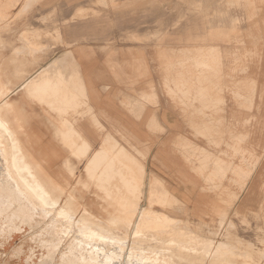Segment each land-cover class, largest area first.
<instances>
[{
    "label": "rangeland",
    "instance_id": "obj_1",
    "mask_svg": "<svg viewBox=\"0 0 264 264\" xmlns=\"http://www.w3.org/2000/svg\"><path fill=\"white\" fill-rule=\"evenodd\" d=\"M0 35L2 55L18 50L22 37L44 45L24 78L71 43L144 46L156 65L157 91L170 100L183 125L182 137L173 143L180 149L177 156L183 168L195 173L199 192L208 196L211 208L193 215L182 200L168 196L160 185L159 193L154 183L148 199H139L141 185L135 183L133 160L116 155V144L108 140L103 148L111 182L103 187L97 179L99 196L108 199L107 207L125 221L123 230L128 225L137 228L142 216L146 226L165 228L169 240L180 243L163 246L173 264L225 263L218 242L227 234L264 264V0H0ZM58 62L71 65V58L63 56ZM12 91L10 96H15V87ZM60 154L54 166L62 168L64 161L71 166V155ZM76 173L82 174L81 168L72 166L71 175L63 176L79 179ZM69 183L75 188L80 182ZM92 187L95 184L88 183L87 192ZM61 197L58 208L64 210L68 198ZM73 206L74 202L71 215L78 220L81 211ZM191 229L206 237L216 235L212 250H205L206 242ZM36 231L23 227L1 235L0 264H59L62 247L50 239H35ZM125 243L120 259H111L113 264H138L127 261L131 235ZM135 246L150 249L141 243Z\"/></svg>",
    "mask_w": 264,
    "mask_h": 264
},
{
    "label": "crops",
    "instance_id": "obj_2",
    "mask_svg": "<svg viewBox=\"0 0 264 264\" xmlns=\"http://www.w3.org/2000/svg\"><path fill=\"white\" fill-rule=\"evenodd\" d=\"M68 53L71 65L59 64L54 68L55 61ZM152 59V54L138 44L110 47L102 43H71V47L51 57L50 62L40 64L15 87L19 98L15 97L12 119H18L23 126L32 149L51 151L56 154L54 160L57 161L62 159L60 152L66 149L57 138L55 121H67L66 129L71 131V167H83L82 174H75L80 178L71 179V182L84 183V200L92 199L96 203L98 199L96 188L87 192L88 183L97 184L99 179L102 186L108 187L111 182L106 159L108 152L103 148L111 136L110 140L121 148L114 153L127 152L133 158L135 183L141 185L139 199H148L150 186L154 183L159 193L162 186L170 195L182 200L193 215H200L211 208L210 201L208 196L200 194L195 173L183 168L177 156L180 149L173 143L182 137V122L173 111L170 100L157 91L156 65ZM44 72H50L45 75V84L61 85L58 92L52 86L45 88L50 90L46 96L59 95L63 103L67 100V116L62 114L59 118L22 90L30 80ZM70 73L71 76L74 73L72 79ZM69 81L72 86L66 84ZM97 155H100L98 161ZM94 167L98 170L95 171Z\"/></svg>",
    "mask_w": 264,
    "mask_h": 264
},
{
    "label": "bare ground",
    "instance_id": "obj_3",
    "mask_svg": "<svg viewBox=\"0 0 264 264\" xmlns=\"http://www.w3.org/2000/svg\"><path fill=\"white\" fill-rule=\"evenodd\" d=\"M251 4L254 5L253 2ZM23 34L24 33H22V35ZM154 35L156 36V34ZM43 47L44 45H41L34 39L22 37V46L18 50L13 52L11 50V53L8 55L0 54V236L4 234L10 235L13 231L19 230L23 227H27L28 229H37L35 239H50L55 242L57 247H62L63 252L60 250L62 253L60 252L61 260L59 264H113L111 259H120L122 250L126 244L125 241L131 235L132 246L127 256V261H135L138 264H173L171 263L172 260H170V257L166 255V251L163 246L177 247L180 246V243H177V240L174 239L169 240V236L171 234H168V231L165 228L159 229L160 227L156 228L146 226V217L142 216L137 222V228L134 225H128L124 228L125 230H123L121 222L125 223V221L122 218H118L116 210L112 211L109 207H107L108 199H104L102 196H99L100 193L96 184L95 188L97 189L98 194V199L95 200L96 203L84 200L82 197L83 194L81 193L84 187L83 183L80 182L77 187L71 188L69 183L71 180L69 181L67 177L63 176V172L67 173V175H71V166H69L68 162L64 161L62 168L55 167L53 162L56 154H53L51 151L47 152L32 149L22 128L23 126L18 122L19 120L17 119L18 121H13V105L17 92L16 94L14 93L15 96H10L11 91L13 87L20 84L19 82L21 80L25 79L24 73H26L28 66L35 62L36 56L43 50ZM209 49L210 48L206 50ZM21 54H26L27 56L20 57ZM64 56H69L71 58L69 53ZM51 60H49V62ZM57 61H55V64ZM58 65L59 62L54 66V68H57ZM73 67H75V65ZM76 70L78 71V69ZM49 73L50 72H44L39 74L37 77H34L24 87H22V90L26 92L32 100L46 105L49 108V111L55 113L59 118L62 114L63 116H67V108H69V105L66 102L67 100L63 103L59 95L54 94L52 97L46 96L47 92L50 90H45V88L49 89L52 86L53 88H56L55 91L58 92L57 88L61 86L58 84L53 85V83L45 84V75H48ZM69 75L71 76V74ZM73 75L74 73H72V76ZM66 84L69 85L70 81L69 83L66 82ZM70 86L72 85L70 84ZM77 88H79V86ZM80 88H82L81 85ZM80 88L79 93L82 94L83 91L81 92ZM12 92H14V90ZM95 123L98 124V122ZM55 124L57 129V138L61 141L63 147H65L69 155H71V131L69 132L66 129L67 121H59V119H57ZM109 142L116 144L113 140H110ZM86 148L88 149V147ZM115 148H117V150L121 149L118 148V145H116ZM115 148L112 149L116 151ZM122 151L125 150L122 149ZM122 156L129 160L133 159L127 152ZM81 157L82 155H80L79 159H81ZM250 170L251 169H249L248 172ZM246 179L248 180V178ZM246 179L245 181H247ZM98 183L99 182H97V184ZM245 183L243 182V184ZM89 187L90 186H88V188ZM167 194L168 196H171L168 192ZM61 196L68 198V206L64 207V210L58 208L60 204L59 201L62 200ZM98 200L103 201V205ZM73 202L75 205L73 207L81 211V216L78 220L71 215ZM180 203L182 204V202ZM161 215H164V213L162 212ZM171 220H173V218H171ZM193 232L196 236H201L203 241L206 242L205 250H212L213 246L216 244V235L206 237L199 234L197 231ZM119 239L123 240L124 243H117L114 241ZM136 243H141L146 247H150V249L138 250L135 246ZM154 243L159 244L155 247ZM240 244V241L230 234L225 235V237L222 238V242H218V246L224 251L225 263L223 264H260L259 258L261 257L256 260L252 257L253 251L245 247L242 248ZM261 251L262 256H264V250ZM166 256L168 258H166ZM249 261L250 263H248Z\"/></svg>",
    "mask_w": 264,
    "mask_h": 264
}]
</instances>
